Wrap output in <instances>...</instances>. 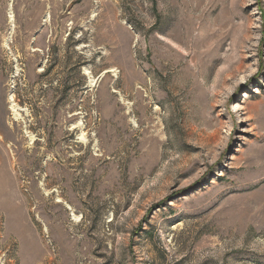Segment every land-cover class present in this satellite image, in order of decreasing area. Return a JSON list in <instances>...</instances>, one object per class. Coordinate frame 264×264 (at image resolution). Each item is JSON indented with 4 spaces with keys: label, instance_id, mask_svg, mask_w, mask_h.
<instances>
[{
    "label": "rangeland",
    "instance_id": "obj_1",
    "mask_svg": "<svg viewBox=\"0 0 264 264\" xmlns=\"http://www.w3.org/2000/svg\"><path fill=\"white\" fill-rule=\"evenodd\" d=\"M0 264H264V0H0Z\"/></svg>",
    "mask_w": 264,
    "mask_h": 264
}]
</instances>
